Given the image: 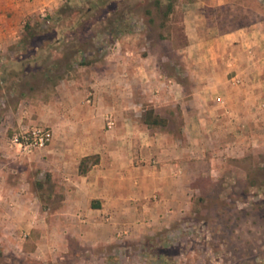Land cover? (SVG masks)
<instances>
[{
	"label": "rangeland",
	"instance_id": "obj_1",
	"mask_svg": "<svg viewBox=\"0 0 264 264\" xmlns=\"http://www.w3.org/2000/svg\"><path fill=\"white\" fill-rule=\"evenodd\" d=\"M101 1L93 13L88 0H63L69 10L60 20L53 10L26 18L39 34L17 45L22 31L0 53V264H264V137L247 138L239 158H186L178 174L184 186L179 205L148 207L146 216L119 227L105 244L82 242L61 229L56 212L65 186L37 160L45 148L24 154L9 147L19 124L50 128L48 103L65 78L86 89L84 102L103 107L105 130L113 128L106 116L120 117L112 105L118 97L131 118L142 121L153 108L166 119L165 128L152 132L183 138L181 102L193 86L185 57L191 21L220 33L264 21V0H173L165 17L164 1L162 7L154 0ZM117 25L127 31L114 38L109 30ZM74 44L82 47L79 58L91 63L68 69L59 56ZM176 84L184 95L167 89ZM160 93L169 97L154 107Z\"/></svg>",
	"mask_w": 264,
	"mask_h": 264
},
{
	"label": "crops",
	"instance_id": "obj_2",
	"mask_svg": "<svg viewBox=\"0 0 264 264\" xmlns=\"http://www.w3.org/2000/svg\"><path fill=\"white\" fill-rule=\"evenodd\" d=\"M62 1L0 0V53L19 38L26 18L51 13ZM190 25L185 57L193 86L185 101L179 99L183 138L152 132L143 120L121 112L125 106L118 97L112 105L120 117L106 116L115 128L105 130L103 107L84 102L86 89L74 79H60L53 92L46 117L52 141L36 157L65 186L56 212L61 229L82 242L105 244L119 227L146 216L148 207L179 205L184 186L178 174L183 175L186 158H239L247 138L264 137V21L222 33L199 20ZM174 86L167 89L177 96L182 87ZM164 96L169 97L160 93L159 102L152 99L153 106L162 107ZM88 156L96 160L82 174L79 164ZM155 195L160 199H152Z\"/></svg>",
	"mask_w": 264,
	"mask_h": 264
},
{
	"label": "trees",
	"instance_id": "obj_3",
	"mask_svg": "<svg viewBox=\"0 0 264 264\" xmlns=\"http://www.w3.org/2000/svg\"><path fill=\"white\" fill-rule=\"evenodd\" d=\"M89 6L87 7V11L89 13H93L95 9L98 7H101L103 5V2L101 0H88ZM165 3V8L162 10V15L165 17L167 16L173 7V0H154L153 3L155 6L162 7V3ZM66 3H63L60 5L55 11L54 15H56L55 20H60L61 15L67 13V10H69ZM147 12H149L148 9H146ZM116 16V14H115ZM114 16V17H115ZM55 16H47L46 19L48 20H53ZM110 18L107 17L108 21ZM114 19H117L116 17ZM110 23V22H109ZM121 25L114 26V28H111L109 30L111 33L114 34V38L118 37L121 33L126 32L127 30L125 28L121 29ZM44 31V29L42 30ZM39 34V32L34 31V26L30 21H26L24 28H23V34L20 38V40L17 42V45H27L30 44L33 39ZM113 38V39H114ZM82 52V47L78 46L76 44L70 45L68 50L66 52H62V54L59 56L60 59H62V62L64 61L65 66L69 69L72 65L77 64V65H88L91 63V61H87L85 59H81L79 57ZM61 61V60H60ZM59 61V62H60ZM53 66H56L58 64V61H53ZM61 77V76H60ZM59 77V79H60ZM143 122L145 125H147L148 128H153V127H159V128H165L167 121L164 117L160 116L158 113L153 108L147 109L144 114H143ZM96 160L95 156H88L84 157L81 159L80 164H79V172L80 173H85L88 170V162L94 163Z\"/></svg>",
	"mask_w": 264,
	"mask_h": 264
},
{
	"label": "built area",
	"instance_id": "obj_4",
	"mask_svg": "<svg viewBox=\"0 0 264 264\" xmlns=\"http://www.w3.org/2000/svg\"><path fill=\"white\" fill-rule=\"evenodd\" d=\"M112 124L111 118H107V126L110 128ZM52 137V130L48 127L19 124L7 138V143L9 147H15L19 152L29 154L46 148L50 144Z\"/></svg>",
	"mask_w": 264,
	"mask_h": 264
}]
</instances>
